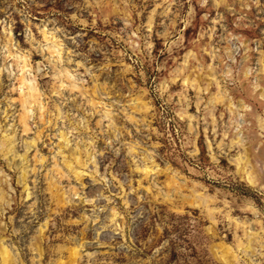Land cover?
Returning a JSON list of instances; mask_svg holds the SVG:
<instances>
[{"label":"rangeland","instance_id":"374dc122","mask_svg":"<svg viewBox=\"0 0 264 264\" xmlns=\"http://www.w3.org/2000/svg\"><path fill=\"white\" fill-rule=\"evenodd\" d=\"M3 133L0 264H264V0H0Z\"/></svg>","mask_w":264,"mask_h":264},{"label":"bare ground","instance_id":"6f19581e","mask_svg":"<svg viewBox=\"0 0 264 264\" xmlns=\"http://www.w3.org/2000/svg\"><path fill=\"white\" fill-rule=\"evenodd\" d=\"M42 32H43V36L44 38L47 40L49 38V35H47V32L45 29H42ZM52 36V35H51ZM52 46L53 47L51 50L52 52L55 51L56 54H57V57L58 59H60V51H59V47L56 43V40L53 39L52 40ZM50 48V46H49ZM22 61V64H21V70L23 71L24 67L27 66V59L25 57H22L21 59ZM67 71V70H66ZM64 71V75L68 72ZM68 75V74H67ZM69 77V76H67ZM19 80L21 82V86L20 87H23L24 84H26V81H25V78L24 76H22V74L20 75L19 77ZM28 84V90L27 91H22L21 92V95L23 97L22 99V107H23V112L20 114V118H21V124H22V128L23 130H28L29 127H28V124H27V115H28V112H27V107L30 106V102H31V99L32 97L35 96V94H37V87L36 85L33 83V82H29L27 83ZM215 99H218L219 96L218 95H215L214 96ZM221 98V97H220ZM61 137L66 140L67 137H65V135H63V133L61 132ZM0 145L2 147V150L4 153H7V154H11L13 153L14 149H13V144H12V136H8L6 133H3L1 135V140H0ZM71 159H76L77 161H79L80 163V156L78 154V152L76 153H73L71 155V157H68L66 158L65 160H63V165L66 166L67 168H69L70 171H72V173H74L76 176L79 175L81 173V170H77V167L75 165L72 164L71 162ZM235 161L237 162H240L241 161V158L240 157H236L235 158ZM86 164V159H84L80 165H84ZM239 168V167H238ZM240 169V168H239ZM142 170L144 171V173H148L150 174V172H153L151 168H147V166H145V168H142ZM250 170V169H249ZM245 170V169H241V171L243 172L244 174V177L246 178V180L248 181V183H250L251 185L255 184L256 183V178L253 176V174L251 173L252 171L250 170ZM25 173L23 172V177L25 178ZM256 185V184H255ZM72 190L73 192H75V190L73 189L72 187ZM197 196H200L198 193L194 195V198H196ZM66 196H64L65 198ZM89 200V199H87ZM193 201H197L196 199H194ZM116 214L115 211L112 212V215ZM41 229V228H40ZM223 247H218L216 251V253L218 254V256L220 258H223L224 260H226V263H229L230 264V261L229 260H238L239 259V256L238 254L235 252V250H233V248H231L230 246L227 245H222ZM236 247L240 250V251H248L246 249H249L250 246L249 245H244L242 243L241 240H237V244H236ZM72 253L74 256H77L79 255L80 251L78 249V247H75L72 249ZM1 255L3 257V259L7 262V263H11V264H14L15 263V258L10 254L9 250L6 249L5 247H2L1 248Z\"/></svg>","mask_w":264,"mask_h":264}]
</instances>
